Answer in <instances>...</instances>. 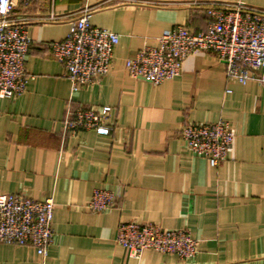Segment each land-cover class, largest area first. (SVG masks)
<instances>
[{
	"label": "crops",
	"instance_id": "obj_1",
	"mask_svg": "<svg viewBox=\"0 0 264 264\" xmlns=\"http://www.w3.org/2000/svg\"><path fill=\"white\" fill-rule=\"evenodd\" d=\"M238 3L264 10V0H38L22 11L29 80L21 95L0 99V196L51 198L53 237L45 258L30 246L0 244V264H264V71L240 84L211 52L187 57L180 76L157 86L125 69L163 31H205L209 8ZM83 12L119 42L109 73L72 92L49 45ZM104 106L110 133H62L68 107ZM220 120L234 140L211 168L188 151L180 130ZM96 189L117 195L115 206L88 210ZM130 221L188 231L196 256L131 257L114 241L118 225Z\"/></svg>",
	"mask_w": 264,
	"mask_h": 264
},
{
	"label": "built area",
	"instance_id": "obj_2",
	"mask_svg": "<svg viewBox=\"0 0 264 264\" xmlns=\"http://www.w3.org/2000/svg\"><path fill=\"white\" fill-rule=\"evenodd\" d=\"M38 0H0V99L21 95L29 77L26 58L31 46L28 21L22 11ZM87 1V0H77ZM20 9V12H18ZM205 31L194 32L176 26L163 31L156 45L142 48L125 61L128 76L153 86L180 76L185 59L211 52L224 65L229 79L245 84L264 71V10L238 3L231 7L209 8ZM90 14L83 12L71 23L66 37L49 45L52 57L65 68L71 91L93 84L110 71L119 37L93 27ZM114 128L108 106L66 110L62 133L94 131L108 134ZM180 138L188 151L205 159L211 168L219 166L230 150L234 136L228 122L187 124ZM117 195L103 189L93 191L86 208L103 213L115 206ZM54 202L24 195L0 196V244L30 246L45 258L53 237ZM114 241L129 255L139 258L146 250L175 255L182 261L197 254V240L185 230H165L134 221L118 225Z\"/></svg>",
	"mask_w": 264,
	"mask_h": 264
}]
</instances>
